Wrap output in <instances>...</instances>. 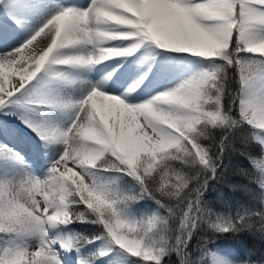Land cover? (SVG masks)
Here are the masks:
<instances>
[{"label": "snow or ice", "instance_id": "obj_1", "mask_svg": "<svg viewBox=\"0 0 264 264\" xmlns=\"http://www.w3.org/2000/svg\"><path fill=\"white\" fill-rule=\"evenodd\" d=\"M0 117L47 159L0 142V264H264L191 244L264 237L206 198L239 136L264 202V0H0Z\"/></svg>", "mask_w": 264, "mask_h": 264}, {"label": "trees", "instance_id": "obj_2", "mask_svg": "<svg viewBox=\"0 0 264 264\" xmlns=\"http://www.w3.org/2000/svg\"><path fill=\"white\" fill-rule=\"evenodd\" d=\"M229 75L233 77L229 88L235 91L237 87L235 73L230 70ZM233 115H237V113L234 111ZM245 135H247V129L245 130ZM216 136L218 140L220 136L218 131ZM260 151L259 144L254 140L244 143L238 136L234 141L232 148L224 156L223 174L215 181H210V186L206 193L207 200L212 202L216 212L235 215L237 210L243 211L244 209L254 212L264 211V202L261 200V189L256 180L257 171L253 168L247 155L244 154L251 153L253 156L259 158ZM220 194H223L226 202L220 199ZM144 204L145 202L142 201L141 205ZM254 220L258 229L260 226L259 216H255ZM74 229L86 236H91L97 231L90 224H76L74 225ZM202 239L210 240L212 242L209 245L210 247L216 245L230 247L236 257L251 259L252 261L264 260V237L258 231L253 233L244 231L234 235L225 234L217 236L210 233L205 225L191 241L192 247L195 248L198 241ZM91 251V244L86 245L83 249L85 255ZM166 264H178L177 257L173 255L170 258H166Z\"/></svg>", "mask_w": 264, "mask_h": 264}, {"label": "rangeland", "instance_id": "obj_3", "mask_svg": "<svg viewBox=\"0 0 264 264\" xmlns=\"http://www.w3.org/2000/svg\"><path fill=\"white\" fill-rule=\"evenodd\" d=\"M83 2V3H82ZM87 2H88V0H77V2H76V4H80V5H86L87 4ZM7 124H8V126H10L12 129H14L15 130V135L13 136L14 138H18V140H19V142H17L18 144H20V146L21 145H25V146H28L29 148H30V150L31 149H33V151L34 150H37L38 151V149H39V141L37 140V138H36V136H35V134H32V136H31V131H29L27 128L26 129H24L25 127L18 121V120H16V119H14L13 117H7ZM11 124V125H10ZM16 125V126H15ZM14 126V127H13ZM16 128V129H15ZM28 130V132H26ZM22 131V132H21ZM22 133V134H21ZM28 135H27V134ZM29 134H30V136H29ZM20 135H24V137H25V139L24 138H22ZM34 135V136H33ZM21 137V138H20ZM1 140V139H0ZM24 140V141H23ZM2 141V140H1ZM37 141V142H36ZM34 142V143H33ZM8 146H9V144L7 143V142H5ZM9 147H11V148H13V146H9ZM17 150V149H16ZM38 153V152H37ZM24 155H25V153H24ZM26 156V155H25ZM41 159V158H40ZM44 162V164H45V160L43 161ZM41 165H43V163L41 164ZM36 166L38 167V168H45L44 167V165L43 166H40V165H38V164H36ZM72 165L71 164H69V167H71ZM148 204L150 205L151 204V201L150 202H148ZM141 206H143V205H141ZM154 210V209H153ZM96 247H98V243L97 244H91V249H92V251L96 248ZM213 247H219V248H221V249H224V250H226L227 252H229V253H231L233 256H235L233 253V251H232V249L230 248V247H227V246H219V245H216V246H213ZM72 264H75V261H74V257H73V262H72ZM101 264H102V262H101Z\"/></svg>", "mask_w": 264, "mask_h": 264}, {"label": "bare ground", "instance_id": "obj_4", "mask_svg": "<svg viewBox=\"0 0 264 264\" xmlns=\"http://www.w3.org/2000/svg\"><path fill=\"white\" fill-rule=\"evenodd\" d=\"M83 3V2H82ZM84 5V4H83ZM45 40V36L42 34V36L41 37H39L38 38V40L36 41V42H34V44H33V46L32 47H34V48H37V49H39L41 46H42V42ZM12 79L13 80H17L18 79V76L17 77H12ZM0 119H3L2 117H0ZM5 120L7 121V118H5ZM11 125V124H10ZM16 126V125H15ZM14 127V126H13ZM24 129H26V128H24ZM22 132V131H21ZM26 132H28V130L26 131ZM22 134V133H21ZM27 134V133H26ZM32 134H34V133H32L31 132V136H32ZM28 135V134H27ZM21 136V135H20ZM29 136H30V134H29ZM34 136V135H33ZM22 138H24L25 139V137H24V135H22L21 136ZM0 139L2 140H0V142H2V143H5V142H7L8 144H9V146H13V148L16 150L17 148H16V146H19L20 147V144H18L17 142H19V140H18V138H14L13 136L12 137H9L8 135H4V136H0ZM24 141V140H23ZM37 142V141H36ZM34 143V142H33ZM18 150V149H17ZM41 161H42V163H43V165H44V167L45 168H47V159L46 158H41L40 159ZM45 160V164H44V161Z\"/></svg>", "mask_w": 264, "mask_h": 264}]
</instances>
